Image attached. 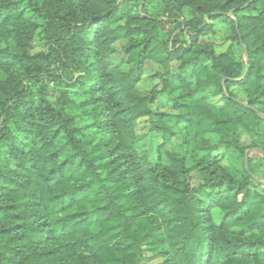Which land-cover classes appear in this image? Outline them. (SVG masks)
I'll list each match as a JSON object with an SVG mask.
<instances>
[{
  "label": "trees",
  "instance_id": "1",
  "mask_svg": "<svg viewBox=\"0 0 264 264\" xmlns=\"http://www.w3.org/2000/svg\"><path fill=\"white\" fill-rule=\"evenodd\" d=\"M152 1L35 0L40 25L24 0H0V264H139L143 250L170 264H264V0H163V17ZM218 25L240 55L200 42ZM38 27L47 49L30 53ZM119 41L127 70L110 59ZM146 62L162 68L149 95L136 88ZM208 88L222 106L196 96ZM159 94L176 113H152ZM145 116L161 138L185 123L202 156L140 155ZM218 145L239 156L233 170L211 156Z\"/></svg>",
  "mask_w": 264,
  "mask_h": 264
},
{
  "label": "rangeland",
  "instance_id": "2",
  "mask_svg": "<svg viewBox=\"0 0 264 264\" xmlns=\"http://www.w3.org/2000/svg\"><path fill=\"white\" fill-rule=\"evenodd\" d=\"M40 2H35V0H24L21 11L24 12V15L27 19L36 21L40 25L43 24L42 18L38 14V10L40 9ZM147 12L152 13L154 15H160L163 17L164 14L163 10L165 4L163 0H154L150 3L145 5ZM36 9V12L35 10ZM139 9V8H138ZM137 9V10H138ZM186 11L182 14L184 17H189L191 13ZM206 19V18H205ZM229 32L224 31V29L218 25L217 28H214L211 32L207 33L205 36L201 37L199 40L200 42H204L208 40L216 53H220L225 51L228 46H231L233 50L236 52L237 56L240 55V50L235 44L228 39ZM124 41H119L114 44V48L116 49V53L110 56L111 61L117 65L121 70H127L128 64L126 62L125 54L120 52L121 45H123ZM47 44L43 38V29L42 27H38L34 33L33 41L29 47V52H40L46 51ZM121 53V54H118ZM172 70L177 65V63L172 62L170 63ZM162 68L154 63L146 62L145 66L143 67L142 76L138 83L136 84L137 90L143 95L151 94L152 89H160L161 83L160 80L154 77V73L160 72ZM59 73L60 71L54 70V73ZM62 73V72H61ZM50 89L48 91V97L51 101H55L57 96L60 92L58 87H55L52 81H50ZM231 93L239 98L244 99L245 94L244 92L239 89L238 87H231ZM71 93L78 99L85 98L83 93L78 92L76 89H71ZM205 95L207 97V103L215 105V106H222L224 104L225 97L223 95H215L213 94V89H205L204 91H200L196 93V96ZM173 104L170 99L165 94H159L153 104L150 105V109L152 113H156L158 111H163L167 113H176L175 109L172 107ZM152 117H140L134 121V134L136 135L135 138V148L136 151L140 155H146L151 162H158L161 158L164 161V152L160 148L165 147L167 150H174L175 148L183 149V152L187 156L195 155V147H194V139L196 134L187 127L185 123H180L177 125H173V135L167 138H161L156 133L150 130V121ZM208 139L212 143L217 142V136L213 134H206ZM206 137V136H205ZM241 141L245 146H248L249 139L246 135H242ZM254 156L257 154H253ZM198 158L202 156V154L198 153L195 155ZM211 156H217L215 158H219L218 160L221 161V164L231 168L233 170L239 164V156L236 155L234 152H231L230 156L227 152H225L224 148L221 145H218L216 150L211 154ZM217 161V160H216ZM260 176L262 170L259 171ZM187 182L190 186H196L201 182V176L197 171H193L188 175ZM211 219L213 222H218L222 217V212L217 209L213 208L209 211ZM139 264H170L165 261V258L161 257L158 253H151L143 250L139 257Z\"/></svg>",
  "mask_w": 264,
  "mask_h": 264
},
{
  "label": "crops",
  "instance_id": "3",
  "mask_svg": "<svg viewBox=\"0 0 264 264\" xmlns=\"http://www.w3.org/2000/svg\"><path fill=\"white\" fill-rule=\"evenodd\" d=\"M206 134H208V133H206ZM205 134V136H206V138L208 137L207 135ZM264 172V171H263ZM261 175L263 176V173H261Z\"/></svg>",
  "mask_w": 264,
  "mask_h": 264
}]
</instances>
